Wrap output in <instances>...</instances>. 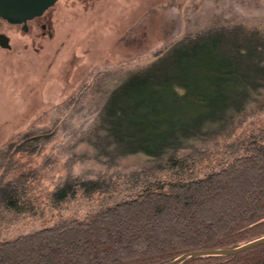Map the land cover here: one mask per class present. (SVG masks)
Here are the masks:
<instances>
[{
    "label": "trees",
    "instance_id": "obj_1",
    "mask_svg": "<svg viewBox=\"0 0 264 264\" xmlns=\"http://www.w3.org/2000/svg\"><path fill=\"white\" fill-rule=\"evenodd\" d=\"M254 8L222 11L114 86L89 77L49 125L0 149V264H166L264 237V6ZM90 102V119L70 129ZM59 138L83 145L73 154L101 169L69 163L46 195L50 169L16 172L13 158ZM93 196L101 207L84 220L59 213L39 229L1 231ZM178 264H264V244Z\"/></svg>",
    "mask_w": 264,
    "mask_h": 264
},
{
    "label": "rangeland",
    "instance_id": "obj_2",
    "mask_svg": "<svg viewBox=\"0 0 264 264\" xmlns=\"http://www.w3.org/2000/svg\"><path fill=\"white\" fill-rule=\"evenodd\" d=\"M262 6L264 0H62L51 12L55 14L53 39L33 31L27 35L28 48L0 49V149L17 135L49 125L59 104L90 78L97 75L98 83L114 86L153 60L166 45L210 23L222 11ZM0 30L8 31L2 19ZM96 95L94 101L101 97ZM91 102L68 121L70 129L77 130L90 119L88 110L96 106ZM72 148L70 139L59 138L40 154L24 151L13 158L16 172L47 166L52 179L44 180L47 187L41 188L47 195L64 177L69 163L77 172L101 169L90 161L79 162L73 153L83 145ZM125 163L136 166L128 160ZM6 176H12V170ZM100 203L101 199L93 196L65 204L68 208L62 212L19 215L1 231L4 237H13L39 229L59 219V213H74L84 220L101 207Z\"/></svg>",
    "mask_w": 264,
    "mask_h": 264
},
{
    "label": "water",
    "instance_id": "obj_3",
    "mask_svg": "<svg viewBox=\"0 0 264 264\" xmlns=\"http://www.w3.org/2000/svg\"><path fill=\"white\" fill-rule=\"evenodd\" d=\"M57 1L58 0H0V17L11 23H27L29 20L43 15L44 12L54 6ZM0 45L4 48H10L9 39L4 34H0ZM262 244H264V237L236 248L186 253L166 264H178L190 257L204 254L234 255Z\"/></svg>",
    "mask_w": 264,
    "mask_h": 264
},
{
    "label": "flooded vegetation",
    "instance_id": "obj_4",
    "mask_svg": "<svg viewBox=\"0 0 264 264\" xmlns=\"http://www.w3.org/2000/svg\"><path fill=\"white\" fill-rule=\"evenodd\" d=\"M61 1L62 0H58L55 5L47 9L43 15L31 19L27 23H11L0 17L8 29V31L0 30V34L6 35L10 44V48H4L0 45V49L13 51L21 48L22 46L28 48L29 44H25V42H27V35L33 31H36L40 37L48 36L49 39H53L55 35V14L51 12L58 4H60Z\"/></svg>",
    "mask_w": 264,
    "mask_h": 264
}]
</instances>
